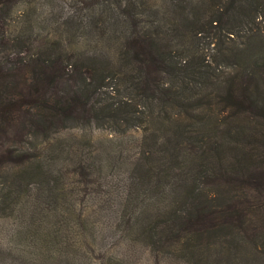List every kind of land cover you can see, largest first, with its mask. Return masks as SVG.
<instances>
[{"label": "trees", "instance_id": "trees-1", "mask_svg": "<svg viewBox=\"0 0 264 264\" xmlns=\"http://www.w3.org/2000/svg\"><path fill=\"white\" fill-rule=\"evenodd\" d=\"M99 1L126 32L114 57L44 36L32 0H0V213L14 218L13 261L74 264L50 207L64 162L92 183L96 165L79 141L52 136L106 120L142 133L124 229L189 264H264V0H127L117 13ZM86 17L72 19L95 28Z\"/></svg>", "mask_w": 264, "mask_h": 264}, {"label": "rangeland", "instance_id": "rangeland-1", "mask_svg": "<svg viewBox=\"0 0 264 264\" xmlns=\"http://www.w3.org/2000/svg\"><path fill=\"white\" fill-rule=\"evenodd\" d=\"M32 1L35 3L40 21L39 27L44 36L63 40L65 44H73L79 49H88L92 52L103 51L110 57L117 55L123 46L121 44H125L126 32L123 25L115 21V15L110 12L107 11L106 15L102 13L101 8L104 5L102 1H99L101 5L95 4L98 0L95 3L91 2L96 8L94 11L92 8H87L90 0ZM118 1L110 5L115 8L116 13L120 10L121 4L127 3V0H122L121 3ZM157 2L163 5L165 0H157ZM21 8L26 7L22 4ZM21 11L23 10H18V12ZM74 13L85 14L87 19L94 17L96 21L94 24L97 26L94 28L88 25V27L78 28L77 25H80V22L72 19ZM21 19L20 15L14 17L17 24ZM100 97L103 98L102 93L93 96V99L99 100ZM136 99L133 101L136 102ZM248 115L246 110L241 109L239 118H246ZM105 122L103 125H98L95 121H89L86 126L73 123L52 136L64 138L69 142L79 141L78 149L84 150V155L87 157L88 154L89 161L96 165L94 168L96 180L92 183L91 177L86 179V171L79 174V171H75L74 164L64 162L66 165L61 167L65 174L62 175L65 177L63 178L65 182L59 186V191L62 193L50 207L57 216H60V221L63 223L62 231L67 237H71L70 241L75 243L77 253L74 255L73 263L189 264L183 260L178 261L165 255H158L149 243L141 238L136 239L132 233L123 228L122 204L126 191L124 179L133 172L136 165L134 158L140 152L142 133L141 129L135 126L129 127L126 133H121L113 123L106 120ZM7 165L3 167L6 168ZM59 171L61 172L60 169ZM33 185L35 186L36 183L34 182ZM57 216H53V222ZM51 221L52 218L46 219L44 230H48L47 227L51 225ZM14 224V218H4L0 213V256L4 258L3 264H39L42 256L39 262L22 263L18 259L13 261L11 253L7 251V245L11 244V235L15 231ZM31 249L34 252V248ZM241 263L247 262L242 260Z\"/></svg>", "mask_w": 264, "mask_h": 264}]
</instances>
